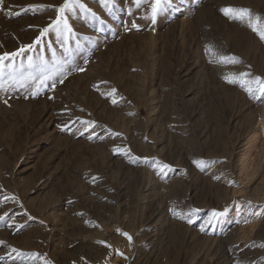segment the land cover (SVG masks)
Instances as JSON below:
<instances>
[{"label":"rangeland","instance_id":"obj_1","mask_svg":"<svg viewBox=\"0 0 264 264\" xmlns=\"http://www.w3.org/2000/svg\"><path fill=\"white\" fill-rule=\"evenodd\" d=\"M63 3L0 0V264H264V0Z\"/></svg>","mask_w":264,"mask_h":264},{"label":"snow or ice","instance_id":"obj_2","mask_svg":"<svg viewBox=\"0 0 264 264\" xmlns=\"http://www.w3.org/2000/svg\"><path fill=\"white\" fill-rule=\"evenodd\" d=\"M74 2L78 3L79 0H64V3L61 4L59 6V8L57 9L58 14L56 16V19L54 21H52V23L48 27L44 28L41 31V34H40V36H38L36 38L35 43H39L41 37L44 36V34L48 33L49 30L53 27L56 29L57 32H62V31L71 32L72 31V27L68 23V17L66 16L65 13H66V10H70L72 8ZM135 2L137 3V6H139L140 0H135ZM166 2H167V0H154V3L152 5L153 15H155V13L160 9L161 5L166 3ZM81 6L83 7L84 5L81 4ZM221 11L225 15H228V16H230V18H233V19H244L245 16L249 15V13H250V10L246 9V8H239V9L224 8V9H221ZM253 30L256 31V28L254 27ZM259 35H260L261 39H264V31L260 32ZM32 47H33V45H24L21 47V49L18 50V52H13V53L5 52V53H3V55H0V63H2L5 60H8L10 57H15L16 55L22 53L25 49H30ZM227 59H229V58L223 57V56L220 57L221 61H224ZM230 59L232 62H235L237 58L232 57ZM79 70L84 71V69H79ZM244 75H247V74H241V76H244ZM225 79L228 80L230 83H235V82H240L242 84L245 83V81H243L239 77H235V76L232 78L225 77ZM255 80L261 84V87L259 90H260L261 94H264V81H261L260 77H256ZM41 84H43V81H41ZM248 90L251 91V89H248ZM115 91H116L115 89L112 90L113 93ZM37 94H38L37 92H33L34 96ZM113 102L115 103L116 101L114 100ZM5 103H6V101H5ZM213 215L216 216V215H219V213L214 212ZM125 235H127V234L125 233ZM128 238L131 239L130 236ZM46 264H50V262H46Z\"/></svg>","mask_w":264,"mask_h":264}]
</instances>
